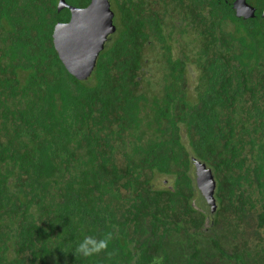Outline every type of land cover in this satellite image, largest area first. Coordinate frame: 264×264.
<instances>
[{
    "label": "trees",
    "instance_id": "1",
    "mask_svg": "<svg viewBox=\"0 0 264 264\" xmlns=\"http://www.w3.org/2000/svg\"><path fill=\"white\" fill-rule=\"evenodd\" d=\"M59 1L0 0V264H264V0L248 19L111 0L86 81L55 47Z\"/></svg>",
    "mask_w": 264,
    "mask_h": 264
},
{
    "label": "water",
    "instance_id": "2",
    "mask_svg": "<svg viewBox=\"0 0 264 264\" xmlns=\"http://www.w3.org/2000/svg\"><path fill=\"white\" fill-rule=\"evenodd\" d=\"M240 6H244L245 10L249 7L245 0H242ZM64 8L70 10L71 19L57 24L53 33L54 44L69 73L78 80L86 81L92 76L100 53L104 50L110 36L116 32L115 14L110 0H91L84 8L69 5L66 0H60L59 11ZM249 8L246 18L255 17L256 8ZM195 167L198 188L207 205L214 212L216 183L213 173L199 161L195 163Z\"/></svg>",
    "mask_w": 264,
    "mask_h": 264
},
{
    "label": "flooded vegetation",
    "instance_id": "3",
    "mask_svg": "<svg viewBox=\"0 0 264 264\" xmlns=\"http://www.w3.org/2000/svg\"><path fill=\"white\" fill-rule=\"evenodd\" d=\"M183 1L187 4H191L192 6H193L194 2H197V0H183ZM207 1H209V0H207ZM210 1L212 3L208 4V6H206V3H205L206 0H204L205 4L203 6H199L198 7L199 9L197 12L203 13L206 16H211V15H216L213 9H215L219 13L221 11L219 9L222 8L223 10H225V12H230L232 10V12L234 11L235 16L248 19V18H246L245 15L248 13V10H250L249 7L256 8V12H255V14H256L258 11V7H259L258 3L260 4L262 0H245L247 5L249 6L246 8V10H245L244 6H242V7L240 6V3L242 2V0H210ZM263 11H264V9H263ZM239 14H242V15H239Z\"/></svg>",
    "mask_w": 264,
    "mask_h": 264
},
{
    "label": "clouds",
    "instance_id": "4",
    "mask_svg": "<svg viewBox=\"0 0 264 264\" xmlns=\"http://www.w3.org/2000/svg\"><path fill=\"white\" fill-rule=\"evenodd\" d=\"M110 3H111V0H110ZM111 8L114 14L116 15V12L114 11L112 7V4H111ZM114 24H115V16H114ZM196 179H197V176H196ZM109 239H110V235L108 237L101 238V239H96L95 237H92V236H86L81 242L78 243L75 251L84 257L94 255L107 248Z\"/></svg>",
    "mask_w": 264,
    "mask_h": 264
},
{
    "label": "rangeland",
    "instance_id": "5",
    "mask_svg": "<svg viewBox=\"0 0 264 264\" xmlns=\"http://www.w3.org/2000/svg\"><path fill=\"white\" fill-rule=\"evenodd\" d=\"M115 11V10H114ZM116 12V11H115ZM177 44H175V46H176ZM194 166H195V164H194ZM196 168V167H195ZM195 174H196V169H195ZM158 181V180H157ZM163 184H165V185H167L168 184V181H167V179H163V178H161L159 181H158V183H157V185H163ZM194 206L196 207V208H198V204H197V202H194Z\"/></svg>",
    "mask_w": 264,
    "mask_h": 264
}]
</instances>
